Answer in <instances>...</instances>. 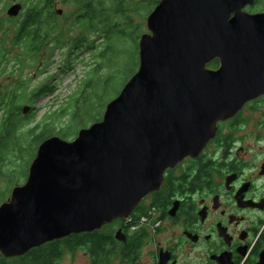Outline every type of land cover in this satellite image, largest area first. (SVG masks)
I'll list each match as a JSON object with an SVG mask.
<instances>
[{"label": "water", "instance_id": "water-1", "mask_svg": "<svg viewBox=\"0 0 264 264\" xmlns=\"http://www.w3.org/2000/svg\"><path fill=\"white\" fill-rule=\"evenodd\" d=\"M253 3L159 1L139 40L138 70L102 119L71 140H43L26 182L0 204L4 257L128 218L167 169L202 153L220 120L264 93V13L244 10ZM216 59L219 68H208Z\"/></svg>", "mask_w": 264, "mask_h": 264}, {"label": "flooded vegetation", "instance_id": "flooded-vegetation-1", "mask_svg": "<svg viewBox=\"0 0 264 264\" xmlns=\"http://www.w3.org/2000/svg\"><path fill=\"white\" fill-rule=\"evenodd\" d=\"M42 1L8 0L3 5L0 73L8 62L16 61L12 57L16 47L24 59L31 56L32 37L37 54L47 48L46 8L37 24L39 37L32 31L20 35L25 20L32 18L29 13L40 3L46 6ZM16 3L22 9L10 16L8 10ZM263 3L254 0L244 10L264 13ZM219 66V59L208 64L210 69ZM15 86L0 96V108L2 102L7 108ZM149 211L150 220L142 223V215ZM120 231L124 239L118 237ZM88 233L96 236L87 251V264H257L264 251V93L245 102L233 117L220 120L216 135L199 156H188L167 169L159 190L147 195L129 218H117ZM54 241L32 250L45 249ZM78 250L80 246L74 251ZM62 256L54 253L46 258L59 264ZM19 257L5 258L15 264Z\"/></svg>", "mask_w": 264, "mask_h": 264}, {"label": "rangeland", "instance_id": "rangeland-1", "mask_svg": "<svg viewBox=\"0 0 264 264\" xmlns=\"http://www.w3.org/2000/svg\"><path fill=\"white\" fill-rule=\"evenodd\" d=\"M127 1L132 3L129 14L132 17L133 26H124L125 22L122 17H118L117 23L132 33L130 38L107 39L104 37L103 31H96L89 38L90 42L94 41L93 44L79 48L76 46V38L87 32L77 22V9L72 4L64 3L63 0H56L53 9L54 11L63 10V13L58 15L57 24L66 43L62 46L58 44V47L53 50L52 45H57L58 42L57 40L54 42L48 40L47 48L42 53L33 57L25 56V59L24 53L21 54V48L16 47L13 50L12 57H15L16 61L8 62L5 71L0 73V96L7 93L10 88L15 86L14 83L20 80L26 86L24 90L26 96L23 103L31 107L27 113H34L36 116L34 122H24L20 129L22 142H25L26 146V132L40 121L42 123L50 122L55 127V131L63 128L68 131L71 124L70 114L66 113L60 118L59 116L55 117L54 113L64 109L69 102L79 95L85 86V82L89 79H93L97 85L101 83L99 88L95 87L91 91L89 90L87 106L89 113L95 114V118L99 117L97 121L101 120L109 101L120 93L123 86L138 70L139 40L143 33L148 32L147 17L154 9V5L151 4L152 0ZM7 2L8 0H0V40L4 39L5 34V28H2V19L5 14L2 7ZM108 6L113 8L111 0L108 1ZM7 23L5 24L10 26ZM30 42L31 44L34 42V37ZM112 46L116 47V52L120 54L113 56L114 53L110 49ZM104 51L105 55H103ZM103 79L108 80V82L102 83ZM46 84L52 85L55 90L37 100L33 99L34 92ZM83 100L84 97H81V102ZM33 107L34 109H32ZM3 113L0 114V124ZM84 122L86 124L83 127H87L94 121L89 122L85 117ZM81 128L75 130V135L67 139L75 138ZM26 158L25 162L16 153H11L5 163L2 164L0 168V204L10 198L12 189L16 185L26 182L28 175L23 176L22 169L27 168L29 172L30 164L35 157L27 155ZM9 174L12 178L11 181ZM88 248L83 247L82 250L78 251L66 250L59 264H87ZM13 263L19 264L17 259Z\"/></svg>", "mask_w": 264, "mask_h": 264}, {"label": "trees", "instance_id": "trees-1", "mask_svg": "<svg viewBox=\"0 0 264 264\" xmlns=\"http://www.w3.org/2000/svg\"><path fill=\"white\" fill-rule=\"evenodd\" d=\"M56 0H43L42 2L46 3L45 7L39 5L38 10H33L29 13L32 18H27L23 24V27L20 29V35L29 33L30 31L35 34V37L38 38L39 34H41V27L37 24H40L45 15V8L47 13V23H48V40L54 42L57 40V45H52L53 50L58 47V44L66 43L64 35L58 30V11H54L53 7ZM109 0H63L66 4H72L76 7V19L77 22L81 25L82 28L86 29V34L80 35L76 38V46L79 48H84V46H88L93 44V42L89 41V38L92 33L96 31H103L104 37L107 39L110 38H130L132 33L125 30L124 26L132 27L133 21L132 17L129 14L132 9V3L127 0H111L113 2V8L108 6ZM160 0H152L151 4L154 7L159 3ZM118 17H122V20L125 22L124 26H120L117 23ZM34 26L31 29V26ZM101 28V29H100ZM90 34V35H89ZM88 42V43H87ZM87 43V44H86ZM111 46V45H110ZM32 50L30 51L31 57L36 56L38 51L35 48V40L33 45L31 46ZM113 56L120 54L116 52V47H110ZM131 53V52H130ZM105 55V51L103 53ZM2 62V61H1ZM0 62V65H1ZM106 80H102V83ZM108 82V80L106 81ZM22 81L18 82L15 86V92L9 96L7 100V108L6 105L2 102L0 110L3 111L2 120L0 124V168L2 164L5 163L8 156L11 153H16V155L22 159L27 160L26 156H36L38 147L40 143L51 135L57 134L64 138H70L74 134V131L83 127L86 122H84V118L86 117L89 122H95L99 117L95 118V114H90L88 111V95L89 90L92 88H99L101 83L98 85L94 82L93 79H89L85 82V86L83 90L77 95L68 105L62 109L61 111L55 112V117H62V115L69 113L71 116V124L68 131L66 129H59L55 131V127L49 123L38 122L33 127H30L26 132V144L22 142V135L20 134V129L24 122L35 121L34 113H27L26 115L23 113V108L25 104L23 103L25 100V88ZM55 88L52 85L46 84L42 86L38 91L34 92L33 99L37 100L42 96L48 94L49 92L54 91ZM81 97H84V100L81 102ZM34 109V107L32 108ZM53 116V115H52ZM51 116V117H52ZM74 129V130H73ZM77 135V134H76ZM23 176L28 175V170L22 169ZM9 179L11 181L12 178ZM96 236V235H94ZM91 233L85 234H73L69 237L58 239L51 244L47 245L45 249L39 250H30L25 255H22L19 258H16L19 264H50L49 258H46V255L64 254L66 250L73 251L75 248L80 246L89 247L91 243V239L94 238ZM99 237V236H98ZM102 236L99 237V239ZM102 243V242H100ZM103 245L99 244L98 247ZM34 254V258L31 260L28 259L29 255ZM15 259V260H16ZM0 264H8V259H6L0 252Z\"/></svg>", "mask_w": 264, "mask_h": 264}, {"label": "built area", "instance_id": "built-area-1", "mask_svg": "<svg viewBox=\"0 0 264 264\" xmlns=\"http://www.w3.org/2000/svg\"><path fill=\"white\" fill-rule=\"evenodd\" d=\"M150 213H151V211H149V213H146V214L142 215L140 221L142 223L148 222L150 220V218H151Z\"/></svg>", "mask_w": 264, "mask_h": 264}, {"label": "bare ground", "instance_id": "bare-ground-1", "mask_svg": "<svg viewBox=\"0 0 264 264\" xmlns=\"http://www.w3.org/2000/svg\"><path fill=\"white\" fill-rule=\"evenodd\" d=\"M129 218V217H128Z\"/></svg>", "mask_w": 264, "mask_h": 264}]
</instances>
